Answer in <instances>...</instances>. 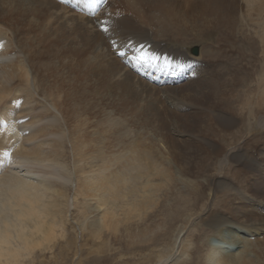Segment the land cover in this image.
I'll return each mask as SVG.
<instances>
[{
    "label": "rangeland",
    "instance_id": "obj_1",
    "mask_svg": "<svg viewBox=\"0 0 264 264\" xmlns=\"http://www.w3.org/2000/svg\"><path fill=\"white\" fill-rule=\"evenodd\" d=\"M206 1L171 0L167 1L163 7L171 14L168 24L170 27L166 34L167 43H169L167 44L169 49L166 51L170 52L169 58L167 59L166 54L162 53L166 67L174 66L181 70L179 60H181L182 51L174 53L176 43L192 44L189 51L191 52L192 48L196 47L197 54L201 48L205 47V51L209 49L213 55L218 54L216 60L212 55L203 57L201 68L214 71L211 77H214V80L221 85L218 90H222L223 97L217 98L213 93L209 95L206 90L202 89V92L197 94L199 97L194 99L196 102H190L172 89L167 92L159 91L158 88L152 90L147 84H137L134 82L135 80L124 84L125 79L120 78L123 77L122 74L119 76L117 73L116 77V74L102 75L95 70L94 73L93 69L88 67L90 61L95 62L92 53V42L94 41H88L91 33L80 29H77L79 32L75 31L69 22L66 23L63 20L64 18L55 21L49 16L45 18L44 22H40V17L34 18L36 23H45L43 45L37 44L31 39L36 36V33L39 35L42 32L40 27H36V29L28 27L26 22L14 19L7 23L8 17L5 19L2 13V10L7 8L6 0H0V49H6L5 58L0 57V62L13 67L22 66L27 70L25 79L28 85L24 88L25 93L19 94L26 95L30 100L28 104H21L25 105L24 107L20 105L23 116L13 112L10 113L11 117L7 115L5 117L8 118L9 123L17 122L18 125H22L19 130L26 135L32 129L50 125L48 133L38 136L35 142L44 143L43 151L54 155L59 165H63L66 169V172L62 171L66 175L69 173L65 181L59 182L66 196V202L64 201L65 197L59 199L62 208L58 220L63 227L60 228L61 230L57 228L58 235L51 242V248L35 250L32 254L33 259L24 264H225L212 263L207 259L210 250H217V246H224L226 249L230 246L224 241L230 239V233L224 230L220 234V230L210 225V219H216V217L226 219L228 221L227 228L238 232L247 242L248 247L241 243L235 252L240 255L242 260L249 264H264V241H262L264 228L260 230L243 228L244 224H242L243 226L240 225L241 223L239 224V220L234 217L231 210L232 206H241L247 211L264 214V201L260 198H250L248 195L254 183L257 182L260 185L259 180L264 183V86L256 87L257 72L261 68V62H264V54H261L258 49L252 51L246 48L252 39L259 40L257 33L259 27L255 21H251L257 16H248L243 0H228L234 5L236 13L234 24L236 31H232L228 26L217 24V11L213 6H207ZM113 4L116 5L114 2ZM146 4L144 3L142 6L146 13L142 19L154 12V8ZM41 8L45 15H49L54 10L45 1ZM95 11L94 14L97 13ZM121 16L129 17L128 14ZM133 21L132 18L131 22ZM151 23L142 20L136 25V29L142 35L145 25L152 26ZM158 24L161 26L159 22ZM126 29H128V25ZM155 40H159L157 36ZM138 45L137 49L131 53L125 51V53L122 52L124 55H121V52H117V55L120 58H125L128 55L133 57L136 53H140L141 48ZM34 49L37 51L34 52ZM99 49L98 52H100ZM71 55L72 57H70ZM110 56L113 58L112 54ZM70 60H73L72 69L66 66ZM47 63L53 67L51 70L44 71L43 66ZM131 63L132 67L136 65L132 60ZM37 68L40 72L37 71ZM135 68L139 72L142 71L140 68ZM159 69L156 71L158 76L161 75ZM124 76L126 75L124 74ZM18 80L19 77H14L9 83L16 84ZM190 80H199V77L194 74ZM102 81L103 83H101ZM111 83L113 88H110ZM141 84L142 86H140ZM55 85H58L60 89H68L73 86V126L70 125V128L64 124L61 107L54 103L55 98L52 95L49 96L47 92L48 86L53 88ZM97 85L101 87L98 86L97 89ZM77 86L79 87L77 88ZM103 87L106 88L103 89ZM123 88L125 92H123ZM211 92H213L212 89ZM59 93L62 98L63 92L59 91ZM234 94H238V97L234 98L229 106L227 102ZM247 94L250 96L251 109L253 108L255 112L246 117L244 116L246 109H242L241 104L244 102L243 97ZM260 100L263 103L259 106L257 103ZM27 110H29L28 113H22ZM214 113L223 114L236 123L224 127L214 118ZM181 115H183V125ZM33 118L35 121H32ZM49 118L55 119V122L49 123ZM34 122H38V124ZM162 123L164 126L161 125ZM197 124L201 126L200 129L196 127ZM0 125L3 126V123ZM195 127L196 129H194ZM69 129L73 130V137L70 136ZM130 142H135L136 146L141 149L133 150V159L138 157L137 154L140 155V158L153 154L157 162L162 163L161 166L168 167L169 179L161 180L155 175L153 178L151 177L153 179L151 182L157 185V191L153 206L141 212L142 218L134 216L136 213L125 218L121 209L113 208V210L119 215L117 218L120 220V224L131 221L130 225L132 226L133 222L137 224L140 221L147 222L148 220L152 223L154 221L155 224L158 223V226L162 224L155 232H159L158 235L163 234L164 238L157 242L152 238L144 241L114 236L98 239L86 226L89 220L102 213L100 208L94 209L96 198H93L89 191L84 189L83 192H80L82 190L80 184H82L84 176L89 175L88 178H91V181L101 176L95 173L101 161L95 155L94 146L99 147L100 152L106 151L104 155L108 156L109 152L111 153L109 155H113L112 150L114 153L125 151ZM81 147H83V152L85 148H88L87 152L92 156V159L88 157L90 159H88L87 165L86 161L85 163L78 161ZM104 148L106 149L104 150ZM7 150V154L10 155L12 148ZM235 150L239 154L245 152L251 158V163L257 164L263 170V174L260 172L252 176L250 172L243 170L242 164L230 157L232 151L235 152ZM136 152L137 154H135ZM11 166H13L11 170H19V173H23L25 167L35 168L36 171L41 168L35 164L13 163ZM115 166L117 163H110L108 170L112 171ZM82 167L83 172L80 173L79 170ZM47 175L51 176L50 179L54 177ZM255 176L258 179L254 178ZM217 180L223 182L224 187L217 186ZM89 206L93 209L92 213L86 211ZM165 214L169 215L168 219ZM168 220L171 222L168 223ZM180 224L185 225V229L182 230L185 232L180 234L176 244L172 246ZM131 228L137 229L138 227ZM101 246L107 250L109 256L98 253V248ZM167 251L171 253L168 261H158L159 256ZM222 251L221 249L220 252ZM89 258L92 259L89 260Z\"/></svg>",
    "mask_w": 264,
    "mask_h": 264
},
{
    "label": "bare ground",
    "instance_id": "obj_2",
    "mask_svg": "<svg viewBox=\"0 0 264 264\" xmlns=\"http://www.w3.org/2000/svg\"><path fill=\"white\" fill-rule=\"evenodd\" d=\"M43 1L49 3L54 9L53 11H51V13H49V15H45L43 13V10L41 8ZM167 1L171 0H67L66 2H62L60 0H6L7 8H5L6 10H2V13L4 14L5 19L8 17L7 23H9L10 20L14 19L26 22L28 27H35V29L36 27H40V30H42V32H40L39 35H37L36 33V36L33 37L31 40L41 45H43L42 43L45 38V23L40 22H44L45 18L49 16H51V18H53L55 21L64 18L63 20L66 23L69 22L72 28L77 32H79L77 29H80L91 33V36L88 38V41H94L92 42L93 45H91L93 46L92 53L94 54L93 59L95 62L90 61L91 63L88 67L93 69V71L95 70L96 72L101 73L102 75H107V73H109L114 75L116 74L117 77V73L119 74V76H121L120 74H122L123 77L120 78L125 79L124 84L129 83L130 81L133 82L135 80L134 82L137 84H147V86L152 90L158 88L159 91L164 90L165 92H167L172 89L177 92L180 96H182V98L184 97L190 102H196V100L194 99L195 97H199L197 94L199 92H202V89L206 90L209 95L213 93L216 95L217 98L223 97L224 93L222 92V90L219 91V87L221 85L218 84L216 80H214V77H211L214 71L204 69V67L201 68L203 57H210V55H212L213 59L215 60L218 57V54L213 55V53H210L211 50L209 49L208 51H205L204 49L206 47L204 49L201 48L200 52H198L197 54L193 51H189L192 44L176 43V49L174 50V53H177V51H182L181 60H179L181 70L174 68V66H170L168 68L166 67L167 65H164L165 62L163 61L162 53L166 54L165 57L167 59L169 58L168 54L170 53H167L166 51V49H169L167 47V44L169 43H167L168 41L166 38V34L167 30H169L170 27H168V24L171 14L165 9H163ZM243 1L246 10L245 12L248 14V16H257L256 19L253 18L251 19V21H255L259 27L257 31L259 40L256 41L252 39L247 44L246 48L252 51L258 49L261 54H264V0ZM113 2L116 5H114ZM144 3H147L148 6L151 8L153 7L154 12L151 15L147 16L145 19H142L144 15H146V13H144L145 10L143 11L142 9ZM206 4L207 6H213L217 11L216 22L218 25L223 24L226 27L228 26L229 29H232V31H236V29L234 28V24L236 22L235 7L231 2H229L228 0H207ZM94 8L97 9L96 14H94ZM44 10L46 9L44 8ZM123 14H128L129 17L123 18L121 16ZM38 17L41 18V21L36 23L34 21L36 19L34 18L38 19ZM132 18L134 20L133 22H131ZM142 20L147 23L152 22V26L150 24L149 26L145 25V31L141 35V32L136 29V25L138 23H141ZM158 22L161 24V26H159ZM127 25L128 29H126ZM158 27L160 28L157 31ZM131 35H133V37H131ZM156 36L160 41L155 40ZM50 37L52 38V36ZM129 41L131 43L127 44V42ZM140 43H142V45H140L141 49L139 48L140 53H136L133 57L128 55L125 58H120L116 55V53L119 51L124 53L125 51H129V53H131L137 49V45ZM98 48H100V52H98ZM195 48L196 47L192 48V50ZM238 48L240 50L239 43ZM5 50L0 49L1 58H5ZM36 51L37 50L34 49V52ZM51 52H53V49H51ZM41 53L43 54L44 52ZM111 54L113 55V58H110ZM70 57H72V55ZM114 57L117 58L114 59ZM152 57H155V59H153ZM131 60L133 61V63L136 62L139 67H147V69L145 70L147 72L146 78H144L141 74L137 73L131 67ZM66 66H69L70 69H72L73 60L68 61L66 63ZM52 67L50 64L47 63L45 66H43V70H51ZM158 68H160V76H158L156 72ZM37 71H39L38 68ZM124 74L126 76H124ZM194 74L199 77V80H190V78ZM26 76L27 70H25L24 67H13L11 65H6L5 63L0 62V124L3 123V126L0 125V127H2L0 129V264H24L25 262L31 261L33 259L32 254L35 250H39L41 248L45 249V247L51 248V242L58 235L57 228L61 230L60 228L63 227L62 223L58 220V215L60 214L62 208L60 207L61 202L59 201V199L65 197L64 201L66 202V196L64 191H62L61 183L59 182L65 181L68 178L69 173L66 175V169L63 165H59L54 155L50 153H45V151H43V147L45 146L44 143L35 142V139H37L38 136L46 135L48 133V128L50 127V125H48V127L43 126L38 127L37 129H32L26 135L22 134V132L19 130L22 125H18L17 122H15V124L13 122L9 123L8 118L5 117L6 115L11 117L12 115L10 113L13 112H17V114L21 115V106H23L21 104H28V102L30 101L28 99L29 97L27 98L26 95L21 96L19 94L21 93L23 95V93H25L24 88L28 85L25 79ZM40 76L42 77V75ZM14 77H19V80L16 84H12L14 85L12 86L9 82L13 80ZM108 78L111 77L108 76ZM257 78L258 80L256 83V87H263L264 62H261V68L257 72ZM94 82L96 81L94 80ZM174 82L176 83L173 84ZM101 83H103V81ZM98 86L100 85H97V89ZM140 86H142V84ZM78 87L79 86H77V88ZM105 88L106 87H103V89ZM110 88H113V84ZM46 89L49 93V96L52 95L55 98L54 103H56L57 105L59 104V106L61 107L60 110L66 127L70 128V125L73 126V86L68 89H60L58 85H55L53 88L51 86H48ZM211 89L213 92H211ZM59 91L63 92L62 98H60ZM123 92H125L124 88ZM236 97H238V94L231 95V98H229V101L227 102L229 106L232 103V100H234V98ZM243 98L244 102L241 104V107L242 109H246V112H244V116L247 117L253 114L255 110L253 108L251 109L249 94L245 95V97ZM8 103H11V105H8ZM262 103L263 101L260 100L257 105L260 106ZM28 112L29 110L24 111L22 113L26 114ZM44 113L46 112L44 111ZM213 115L214 118H216L217 121L224 127H229L230 125L236 123L231 118L223 116V114L221 115L220 113H214ZM180 117H182L181 123L183 125V115H181ZM53 118H49V123L55 122V119ZM32 121H35V118H33ZM36 124H38V122ZM161 125L164 126L163 123ZM196 127H198V129L201 128V126H199L198 124ZM196 127L194 129H196ZM186 129L188 128L186 127ZM69 130L70 136L73 137V130ZM71 137L70 142L73 146ZM114 137L115 140H117L116 136ZM106 140L107 142H109L108 139ZM110 146L112 145L110 144ZM94 147L96 149L95 155L101 161L95 173L96 175L101 176H98L94 181H91L92 179L88 178L89 175L84 176L82 184H80V186L82 187V190H80V192H83L84 189L85 191H89V193L93 195V198H96V207H94V209L100 208L102 210V213L98 217L93 218L87 222L86 226L88 230L92 231L93 235L98 239L114 236L117 238L125 237L131 240L135 239L144 241L152 238L153 241L156 240L157 242L158 240L164 238L163 234L160 233L158 235L159 232H155V230H157L159 226H162V224L158 226V223L155 224L154 221L152 223L149 220L147 222L140 221V223L137 224H135L136 222H133L132 226L130 225L131 221H127L124 224H120V220L117 218L119 215L114 212L113 208L121 209V211L125 214V218H129L130 215L134 213H136L134 214V216L137 215L142 218L143 216H141V212H144V209H148L149 207L153 206L155 192L157 191V185L151 182L153 180V176H158V178H160L161 180L169 179V169L167 170L168 167L164 168L163 166L165 165L161 166L162 163L160 164V162H157L153 154L140 158V155H138L136 152L135 154H137L138 157L133 159V150H141L138 148V146H136L135 142H130V144L126 148L123 147L125 148V151L123 152L116 151V153H114V151L112 150L111 152H113V155H109L111 153L107 152L108 156L104 155L106 151L100 152L99 147ZM116 147L118 149V146ZM8 148H12V152L10 155L7 154ZM105 149L106 148H104V150ZM87 151L88 148H85L83 152V147H81L79 153L80 157L78 159V161H82L83 163H85L86 161V165L88 163V159H90L88 157H91L92 159V156L89 155V152ZM230 157L231 159H234L237 163L242 164L243 170L250 172L252 176H254V174L257 175L258 173L263 171L258 167L257 164L251 163V158L245 152L239 154L238 151L235 150V152L232 151ZM7 163H10V165H8ZM13 163L19 165L35 164L41 166V168H44H39L40 171H36L35 168L32 169L28 166L29 168L25 167L26 169L23 173H19V170H11L13 167L11 165ZM110 163H117V166H115V169H113L112 171L108 170L110 169ZM83 166H85V164H83ZM62 170H64L65 172H63ZM79 171L80 173H82L83 167L80 168ZM46 174L54 176L53 179L49 178L51 176L47 175V177ZM40 178L41 180H39ZM254 178L257 177L255 176ZM259 183L260 185L257 182L254 183L248 195L250 196V198H260L264 201V183L260 180ZM219 185L220 187H224V183L217 180V186ZM90 206L86 208V211L92 213L93 209ZM231 210L234 217L239 220V224H244L243 228L259 230L264 228V214L255 211H247L241 206H232ZM165 215L168 219L169 215ZM170 222L168 220V223ZM227 224L228 221L222 217L210 219V225L215 226L218 230H220V234H222L224 230H227V232L230 233V239L224 240L230 246L227 247V249L224 246H217V250H210V253L207 254V259L210 260L212 263L221 262L225 264H249L247 261L242 260L238 253H235L237 251L238 245H240L241 243H244V246L248 247L247 242L244 241V238L238 232L230 228L228 229L226 226ZM131 227L138 228L132 229ZM183 229H185V225L182 224L179 230H177L172 246L176 244V240L180 236V234L185 232H182ZM262 241H264V239ZM98 249V253H102L103 255L109 256V253L107 252V250H105V248H103V246L99 247ZM221 249L223 250L222 252H220ZM170 254L171 253H168V251L166 253L163 252V254L159 256L158 261L167 262ZM90 259L92 258H89V260Z\"/></svg>",
    "mask_w": 264,
    "mask_h": 264
},
{
    "label": "water",
    "instance_id": "obj_3",
    "mask_svg": "<svg viewBox=\"0 0 264 264\" xmlns=\"http://www.w3.org/2000/svg\"><path fill=\"white\" fill-rule=\"evenodd\" d=\"M193 52H194V53H197V50H196V48L193 50Z\"/></svg>",
    "mask_w": 264,
    "mask_h": 264
},
{
    "label": "snow or ice",
    "instance_id": "obj_4",
    "mask_svg": "<svg viewBox=\"0 0 264 264\" xmlns=\"http://www.w3.org/2000/svg\"><path fill=\"white\" fill-rule=\"evenodd\" d=\"M153 59H155V57H152Z\"/></svg>",
    "mask_w": 264,
    "mask_h": 264
}]
</instances>
